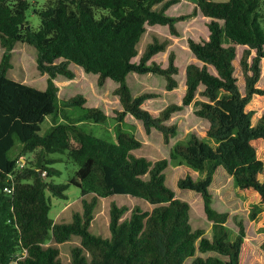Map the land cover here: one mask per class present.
Here are the masks:
<instances>
[{
	"label": "trees",
	"instance_id": "obj_1",
	"mask_svg": "<svg viewBox=\"0 0 264 264\" xmlns=\"http://www.w3.org/2000/svg\"><path fill=\"white\" fill-rule=\"evenodd\" d=\"M179 0H46L33 6L29 0H0V264H239L244 229L229 240L227 214L211 206L209 186L213 174L222 167L231 176L236 191L243 197L249 217L257 230H264V112L252 123V112L245 109L255 94L260 76L259 62L264 58L263 0H195L191 14L172 17L168 8ZM32 12L39 18L34 30L27 20ZM207 17V38H187V45L197 62L185 68V92L181 104L171 103L156 115L142 107L150 93L131 94L126 84L129 73L161 75L165 88L172 90L177 67L173 54L166 67L153 57L166 50L167 39L153 36L138 61V43L148 26H167L178 36L175 23L189 15ZM16 43L36 49V67L47 74L44 90L7 76L11 50ZM244 45L240 65L244 77L241 93L234 76L236 46ZM255 55L248 63L250 52ZM70 64L86 74H95L97 83L106 79L117 83L115 93L122 107L114 125L115 142L97 137L80 125L83 121L104 122L107 115L98 107L84 106L82 95L59 102L52 79L74 77ZM209 67L213 71L209 70ZM199 95L194 114L207 124L206 137L211 146L195 133L185 143L175 144L170 158H181L205 176L194 180L186 175L177 180L180 189L197 192L203 201L206 218L212 221V236L191 227L189 204L174 197L166 185L168 159L151 161L133 150L141 146L132 135L120 128L126 113L140 120L146 132L155 128L163 141L176 133L175 125L164 121ZM67 106L81 112L69 116ZM62 114L63 121H57ZM53 119L44 134L42 124ZM18 149L17 157L10 151ZM51 153H66L78 168L67 184L53 183L60 174L51 165L57 159ZM32 154L31 158L26 155ZM23 157V158H22ZM23 159V167L16 160ZM68 184L80 189L82 211L71 220L56 223L49 215L51 196L65 198ZM12 186L11 192L4 188ZM91 191L95 196L87 200ZM125 194L141 198L152 205L144 211L138 206L123 217L126 207L111 204L109 236L89 231L97 196ZM78 236L80 241L63 263L58 244ZM264 258V240L260 244ZM200 252H214L206 257Z\"/></svg>",
	"mask_w": 264,
	"mask_h": 264
},
{
	"label": "rangeland",
	"instance_id": "obj_2",
	"mask_svg": "<svg viewBox=\"0 0 264 264\" xmlns=\"http://www.w3.org/2000/svg\"><path fill=\"white\" fill-rule=\"evenodd\" d=\"M29 1L32 3V7L42 6L46 2V0ZM179 1V3L170 8L168 15L176 17L193 12L195 0ZM32 7L27 13V20L29 25L36 30L39 26V18L32 12ZM261 8L263 9V19L261 18L259 22L260 26L264 29V0ZM205 23V18L199 13H196L175 23V27L179 32L178 36L171 35L167 26H150L146 28V32L142 35L138 43V55L134 60L138 61L146 44L152 40L153 36H157L160 41L167 39L168 44L163 53H159L152 58L153 61L166 67L168 64V55L172 53L174 64L177 67V73L174 74V78L177 80L178 85L172 90L165 88V79L161 75L153 73H129L127 75L126 84L130 88L133 96L142 93L152 94L142 104V107L151 111L152 114L156 115V113L171 103L181 104L185 92V68L188 63L196 61L188 48L187 38L199 39L201 37H207L208 29ZM245 47L244 45L236 46V55L233 60L234 76L241 93H244V77L240 65V58ZM2 52L3 49L0 45V59ZM36 54V49L33 46L26 43H16L11 50L10 68L7 71V76L16 81L44 90L48 76L47 74H41L37 69ZM254 55L255 51L252 50L248 57L249 64ZM259 67L260 76L256 82V87L263 90V93L253 95L245 106L247 111L252 112V123L264 112V58L260 60ZM70 68L75 74L73 78L68 79L64 76H56L52 79L57 87L59 102L67 100L69 97L77 94L82 95L85 98L84 106L98 107L107 115L106 120L101 123H95L93 121L81 122L80 125L83 126L82 128L97 137L115 142L114 125L117 123L115 117L117 112L122 110L118 95L114 91L118 84L110 79H106L103 84L99 85L95 74H86L75 64H70ZM209 70L213 71L211 67H209ZM201 100L202 98L196 95L189 105L183 106L181 110L172 113L169 119L164 121L167 125L173 124L176 126V133L169 138L167 143L163 141L162 133L159 130L151 128L150 132H146L142 122L129 113L124 115L119 125L122 131L132 135L141 142V146L133 150L135 155L144 156L151 161H156L161 158L168 159V166L165 169L166 185L174 191V197L184 200L189 204V221L191 227L193 229H202L204 231L203 236L211 238L212 221L206 218L201 196L197 192L180 189L177 186V180L179 178L190 175L194 180H198L205 176V172L194 170L179 157L176 159L170 158V150L172 147L175 144L185 143L191 133L197 134L211 146H216L213 140L206 137L207 124L205 120L198 118L194 114V111L199 108L198 102ZM64 111L67 115L73 117L78 115L81 109L78 106H67L64 108ZM57 121H63L62 114L57 116ZM52 124L53 119L47 117L42 124L40 133L44 134ZM17 153L18 149L14 148L10 151V156L17 157ZM26 157L29 159L32 157V154H28ZM49 157L57 159L51 166L60 171L59 175L52 178V182L67 184L78 166L68 158L66 153H51ZM209 192L212 200L211 206L218 212L227 214L224 225L226 226L229 240H234L237 235L238 223H241L243 226L244 237L240 249L239 264H264L263 251L260 248V244L264 240V230H257L255 228L254 221L249 217V210L245 208L243 197L236 191L233 178L221 166L213 174ZM64 194L65 198H58L46 192V195L50 197L51 201L49 215L56 223L70 221L74 212L81 213L82 211V196L80 195V189L78 187L68 184ZM92 195H96L94 191L85 195L84 198L89 200ZM111 204L127 208L123 217L129 216L130 210L134 206H138L144 211H149L152 208V205L145 200L130 195L114 194L97 196V202L93 210V218L89 226L90 232L104 237L109 236L108 223ZM79 241L78 236H72L69 241L57 245L63 263H67L70 258L71 248L78 245ZM210 254L216 255L214 252H200L199 250H196L195 253L196 256L202 257ZM191 261L192 258L189 257L184 261V264H190Z\"/></svg>",
	"mask_w": 264,
	"mask_h": 264
},
{
	"label": "built area",
	"instance_id": "obj_3",
	"mask_svg": "<svg viewBox=\"0 0 264 264\" xmlns=\"http://www.w3.org/2000/svg\"><path fill=\"white\" fill-rule=\"evenodd\" d=\"M16 163H17L18 167H23L24 160H23V159H18V160H16ZM4 189H5L7 192H11V190H12V186L5 187ZM12 264H16V263L14 262V263H12Z\"/></svg>",
	"mask_w": 264,
	"mask_h": 264
},
{
	"label": "crops",
	"instance_id": "obj_4",
	"mask_svg": "<svg viewBox=\"0 0 264 264\" xmlns=\"http://www.w3.org/2000/svg\"><path fill=\"white\" fill-rule=\"evenodd\" d=\"M180 1H178L177 3H179ZM176 3V4H177ZM176 4H174V5H172L170 8H172L173 6H175ZM194 5V4H193ZM194 7H195V5L193 6V9H194ZM170 8H168V10L166 11V13L168 14V12H169V10H170ZM199 13V12H198ZM197 13V14H198ZM200 14V13H199ZM201 15V14H200ZM202 16V15H201ZM204 17V16H203ZM205 18V20L207 21L208 20V18L207 17H204ZM148 27H150V26H148ZM152 27H163V26H152ZM205 38H207V37H205ZM196 59V58H195ZM194 62H198V60L196 59V61H194ZM157 114V113H156Z\"/></svg>",
	"mask_w": 264,
	"mask_h": 264
}]
</instances>
